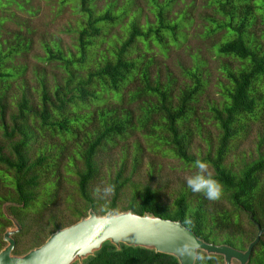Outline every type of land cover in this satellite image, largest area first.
I'll return each instance as SVG.
<instances>
[{
	"label": "trees",
	"instance_id": "1",
	"mask_svg": "<svg viewBox=\"0 0 264 264\" xmlns=\"http://www.w3.org/2000/svg\"><path fill=\"white\" fill-rule=\"evenodd\" d=\"M8 1L0 0V5ZM96 1H57L59 6L69 3L76 16L75 27L64 29L74 35L65 49L58 40L35 41L41 51L34 55L36 62L60 74L49 84L44 69L33 65L36 95L32 100L27 95L25 63L17 60L32 49L33 32L27 25L21 27L23 22L15 30H2L6 17H0V186L5 189L0 201L12 203L8 212L19 226L14 242L30 225L41 227L34 238L44 226L51 227L48 235L61 227L54 215H42L57 199L63 179L58 165L65 157L67 165L74 167L66 172L76 177L73 184L85 209L99 215L130 210L179 221L204 242L244 250L255 237V226H264V0H206L203 6L209 13L202 16L206 24L197 37L219 33L209 47L212 56L208 50L205 54L210 57L194 53L191 64L179 65L176 75L163 63L158 68L151 51L155 47L165 57L169 45L186 41L193 0L177 11L173 8L182 0H102L99 6ZM15 4L22 8L21 3ZM211 57L217 60L220 75L216 100L204 99ZM11 87L19 96L8 95ZM201 97L209 114L208 120L202 116V122L197 115ZM203 121L216 131L213 141L205 139L206 152L200 158L210 163L223 185L219 200L209 201L197 193L192 200L187 188L171 204L163 205L155 191L143 186L124 209L114 208L115 194L105 208L97 209L90 189L99 174L101 155L118 147L120 165L110 181L117 193L124 182H131L141 160L143 149L137 138L150 144L152 151L193 165L196 158L190 154V143L194 135L202 134ZM256 122L261 124L256 157L234 171L227 155ZM127 155L132 168L122 176ZM71 215L77 221L85 211L73 208ZM0 218L8 222L1 212ZM40 218L47 224H37ZM40 244L34 242L33 247ZM210 256L213 259L205 264H222L221 256ZM82 264L177 262L152 250L123 245L115 250L105 243ZM245 264H264V233Z\"/></svg>",
	"mask_w": 264,
	"mask_h": 264
},
{
	"label": "rangeland",
	"instance_id": "2",
	"mask_svg": "<svg viewBox=\"0 0 264 264\" xmlns=\"http://www.w3.org/2000/svg\"><path fill=\"white\" fill-rule=\"evenodd\" d=\"M58 0H26L24 3L23 0H10L0 5V17H6V20L2 21L1 28L2 30H15L20 27V23L23 25H27L31 28L33 32V41H37L39 39H43L45 41L49 40H58L59 45L65 49L70 46L71 38L74 35L72 32L67 33L64 29L70 27H75V15L71 14V9L69 3L65 5L59 6ZM102 0H97L96 5H100ZM188 0H182V2H178L173 10L177 11L178 8L183 5ZM195 4V8L193 11V21L187 32L188 35L186 37V41L183 44H180L177 47H173L169 45L167 52L165 53V57L160 55L155 47H152L151 54L155 61L157 62V67L161 68L162 63L165 66L169 67V70L173 74H177L178 66H189L191 64V55L194 53L203 54L206 57L212 56L210 53V44L218 39L219 33H216L210 37L199 38L197 34L202 31L204 24V20L202 19L203 15L209 13V9L204 7L203 4L206 0H193ZM16 2L21 3L22 8L18 9L16 6ZM140 22H142V17L140 18ZM258 27V26H257ZM114 33H117V29L113 30ZM208 50V51H207ZM205 51L210 55H206ZM40 48L35 42L32 45V49L24 56L23 58L19 57L18 62L25 63L26 69L24 71V78L27 82V95L29 100H32L35 95V79L32 75L33 65L38 67H42L45 71L46 81L51 84L52 77L58 79L60 71L50 67L48 64L44 62H36L34 59V55L40 54ZM207 88L204 99H217V80H220V75L218 73L217 60L211 59L207 60ZM16 94L19 96L18 91L11 87L8 95ZM18 98V97H16ZM11 99V98H9ZM14 103L13 99L10 100ZM202 97L199 101V113L201 122L202 116L206 120L209 119V114L207 113V109L202 105ZM261 130V124L256 122L251 125V129L247 134L245 140L239 142L238 144H233L234 146L230 149L226 161L232 162V170L237 171L242 164L248 162L250 160L255 159L256 150V136ZM215 129L211 126V123L207 121H203V130L201 135H194L191 139L190 143V154L194 157H203L206 152L205 147V139H209L213 141L215 136ZM139 140L140 146L143 149L141 151V160L137 164L133 173H131L130 180L131 182H124L121 187L118 188L117 193H115V201L114 208L115 209H124L130 201H132V194L137 189L141 191L143 186H147L150 191L156 192L157 200L163 205L171 204L172 200L177 196V194L184 189H187L185 178L188 175H191L194 171L193 165H185L179 160L172 158L170 156L162 155L158 150L152 151V147L150 144H147L144 140L137 138ZM130 140L126 142L129 143ZM121 145V143L119 144ZM129 149V148H128ZM158 149H162L159 147ZM264 150V144L261 148ZM260 150V151H261ZM131 151V149H130ZM100 166H99V174L98 177L92 182L90 189V197L97 205V209L105 208L111 201L112 196L107 199H100L93 194V188L100 184L111 183L110 181L113 178L114 172L118 169L120 165V154L118 147L112 149L110 152H107L105 155L100 156ZM124 172L122 176H126L130 174L132 162L131 156L127 155L125 164H124ZM79 164L77 165V168ZM73 166H68L65 157H62L61 161L58 165V172L61 174L63 179H60L58 191H57V199L53 202V204H49L47 209L44 211L43 217H46V214L50 213L55 216V220L59 222V228L68 226L72 221L74 222V217L71 215V211L73 208L84 209L85 215L87 212V208L85 209V204L83 201L77 196L76 187L73 184V181L76 180L74 174L66 172V169L70 171L74 170ZM211 170V169H210ZM189 189V188H188ZM190 190V189H189ZM5 189L0 186V194H4ZM140 193V192H139ZM188 197L194 200V196L196 193L192 191L188 193ZM137 201L138 199L135 198ZM12 205L11 202H3L0 201V212L5 217H13L8 212V206ZM89 210V209H88ZM84 217V216H83ZM8 222L0 218V248L5 245V242L2 241V234L5 230H14V226L7 218ZM15 220V219H14ZM37 224L45 225L47 222L44 218H40ZM36 225V224H35ZM35 225H30L29 231L24 232L22 235L16 238V242H14V246L12 249V253L15 255L22 254L27 250L33 248L34 242L42 243L46 237L48 236V231L51 229L50 226L42 227L41 233L38 234L37 238H34V233H38V229ZM14 235V234H13ZM11 235V237L13 236ZM14 240V236L12 237ZM17 250V253L16 251ZM232 264H236L235 261Z\"/></svg>",
	"mask_w": 264,
	"mask_h": 264
},
{
	"label": "water",
	"instance_id": "3",
	"mask_svg": "<svg viewBox=\"0 0 264 264\" xmlns=\"http://www.w3.org/2000/svg\"><path fill=\"white\" fill-rule=\"evenodd\" d=\"M6 217V215H5ZM14 230H5L0 248V264H82L100 247L107 243L115 250L120 246L140 247L153 252L173 256L177 264H194L195 260L184 255L186 248H194L207 255H219L222 264H245L252 247L264 233V226L256 225L255 237L244 250H237L224 244L204 242L179 221L162 219L151 214H135L130 210L102 215L87 210L72 224L56 229L38 246L22 254L12 253L14 240L11 235L19 230L14 218L6 217Z\"/></svg>",
	"mask_w": 264,
	"mask_h": 264
},
{
	"label": "clouds",
	"instance_id": "4",
	"mask_svg": "<svg viewBox=\"0 0 264 264\" xmlns=\"http://www.w3.org/2000/svg\"><path fill=\"white\" fill-rule=\"evenodd\" d=\"M210 167L207 160L197 157L193 162V173L185 178L186 185L193 193L203 194L209 201H217L222 197L224 189ZM115 190L114 183L101 182L93 188V194L100 199H107L115 194ZM186 223H190V221L186 220ZM183 254L200 261V264H205L207 260L213 259L212 256L201 254L191 247L186 248Z\"/></svg>",
	"mask_w": 264,
	"mask_h": 264
}]
</instances>
